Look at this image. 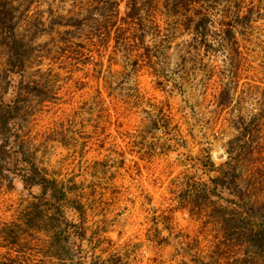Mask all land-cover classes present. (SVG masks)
Returning <instances> with one entry per match:
<instances>
[{"label":"rangeland","instance_id":"374dc122","mask_svg":"<svg viewBox=\"0 0 264 264\" xmlns=\"http://www.w3.org/2000/svg\"><path fill=\"white\" fill-rule=\"evenodd\" d=\"M11 1L21 33L24 24L47 23L52 9L82 15L87 7L85 0L78 5L70 0L62 5L58 0ZM117 1L122 17L126 5ZM244 2L231 6V17L239 13L232 19L239 32L227 47L196 45L189 32L175 29L176 20L158 15L163 28L159 78L134 66L137 47L127 36L117 43L113 32L107 41L94 39L96 46L82 32L34 58L28 76L41 78L54 98L31 102L29 149L46 175L81 186L86 225L105 231L93 249L82 243L83 264L93 258L107 264H232L242 256L238 248L217 249V225L207 207L189 201L185 185L207 179L199 163L207 154L216 168L225 162L238 118L256 114L264 100V0ZM196 6L212 30L226 14L223 5ZM148 17L151 11L144 13ZM166 29L173 31L169 41ZM91 59L96 66L89 64ZM4 61L0 47V69ZM225 86L231 101L222 107L218 95ZM11 98V93L4 96L6 102ZM253 141L240 158L239 171L243 187L260 204L264 131ZM27 200L18 182L12 191L0 189V230L20 223ZM47 242L32 230L20 232L12 247L0 237V264H61L48 252Z\"/></svg>","mask_w":264,"mask_h":264},{"label":"trees","instance_id":"16d2710c","mask_svg":"<svg viewBox=\"0 0 264 264\" xmlns=\"http://www.w3.org/2000/svg\"><path fill=\"white\" fill-rule=\"evenodd\" d=\"M70 1L72 5H78L80 0ZM58 2L57 5L65 3L64 0ZM124 2L126 12L122 17H119L117 0H85L87 7L82 15L70 12L63 14L60 7L52 9L47 23L24 24L25 29L21 33L22 25L14 3L0 0V47L4 49L5 59L0 69V189L12 191L18 182L28 193L20 223L4 226L0 230V237L7 246L17 244L20 232L32 230L45 235L49 243L48 252L61 264H83L82 243L86 242L93 249L94 245L99 244L100 232H105L98 226L91 230L86 225L87 210L81 186L75 180L59 182L46 175L35 163L29 149L26 124L31 113V102H49L54 98L53 89L41 78L28 76L34 58L49 54L52 48L69 43L82 32L91 42L94 39L98 42L107 41L113 32L117 43L127 36L131 44L137 47L138 57H135L133 65L139 64L159 78L156 64L163 50V28L157 19L158 15L176 20L178 25L175 29L189 32L196 45L217 42L227 47L234 43L239 32L238 22L232 20L240 18L237 17L239 13L231 17V6L245 5L244 0ZM196 5H223L222 11L226 14L212 30L203 22L201 12L196 13ZM148 11L152 12V17L145 19L144 13ZM243 18H247V15H243ZM166 32L165 38L169 41V33L173 34V31L166 29ZM42 38L45 40L42 41ZM92 46H96V43ZM92 60H88L89 64L96 66ZM34 74L42 75V72L36 70ZM15 76L18 77L17 81L13 79ZM10 93L12 98L6 102L4 96ZM218 100L222 107L229 104L231 98L228 87L221 89ZM235 129L237 135L228 142L225 162L216 168L207 154L199 160L207 179L187 181L185 191L191 194L189 201L194 206L207 207L208 214L217 225V249L222 245L242 250V256L235 257L232 264H264V201L259 204L252 200L241 183L239 171L240 158L245 149L253 144L254 136L264 131V100L256 114L248 119L238 118ZM212 172H216L214 176H210ZM90 264H107V261L93 258ZM201 264H212V261Z\"/></svg>","mask_w":264,"mask_h":264}]
</instances>
